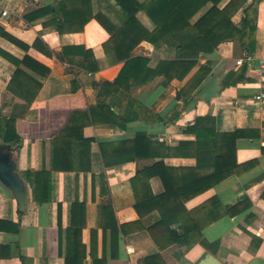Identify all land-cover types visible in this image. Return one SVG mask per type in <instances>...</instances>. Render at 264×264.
<instances>
[{
	"label": "crops",
	"instance_id": "obj_1",
	"mask_svg": "<svg viewBox=\"0 0 264 264\" xmlns=\"http://www.w3.org/2000/svg\"><path fill=\"white\" fill-rule=\"evenodd\" d=\"M134 1L142 4L146 0ZM247 5L255 21L252 37L223 42L212 53L200 56L182 81L173 79L163 85L160 76L146 83L126 79L114 85L124 62L104 47L111 32L124 25L126 14L118 0H0V29L17 41L0 36V50L9 57L0 55V121L15 118L18 133L27 136L37 131L45 136L73 116L77 125L84 123L83 137L93 140L84 155L90 165L87 172L54 171L49 137L22 140L13 152L27 199L25 209L19 211L13 193L0 181V264H65L66 233L76 200L84 205L85 228L80 239L70 240L79 255L85 247L83 264H93V247L98 259L105 256L106 264H142L144 258L157 254L165 264H179L174 257L178 250L184 258L193 259L202 248L225 264H264V108L253 100L259 90V59L264 55V0H246L232 18L235 24L245 17ZM2 11L7 15L2 16ZM135 19L132 35L154 30L143 11ZM130 46L128 42L126 47ZM131 55L148 58V68H155L161 60H173L176 50L143 40ZM202 65L208 66L209 74L187 101L178 99V92ZM17 69L23 75L18 77V86L15 80L13 86ZM32 80L41 88L28 102L24 96L32 95L36 85ZM198 117L208 118L207 127L217 133L242 132L235 143L240 172L211 190L218 199L220 217L208 224V216L198 214L197 219L206 225L201 239L181 249L173 245L160 251L147 231L159 214L153 211L139 218L131 180L137 171L156 162L194 168L191 151L179 154L176 149L195 143V135L187 129ZM138 135L144 136L142 144L130 145ZM100 144L122 147L101 150ZM79 160L77 150L71 161L77 164ZM41 171L50 173L48 181ZM210 172L205 168L200 174ZM150 186L154 193L162 191L159 179H151ZM44 197L49 199L42 202ZM206 198L192 201L189 207L196 209ZM103 209L107 211L104 236L100 227ZM121 225H126L124 233ZM112 231L119 233L115 252Z\"/></svg>",
	"mask_w": 264,
	"mask_h": 264
},
{
	"label": "trees",
	"instance_id": "obj_2",
	"mask_svg": "<svg viewBox=\"0 0 264 264\" xmlns=\"http://www.w3.org/2000/svg\"><path fill=\"white\" fill-rule=\"evenodd\" d=\"M118 1L126 14L124 25L123 28L111 32L109 42L104 47L106 52L112 51L117 60L124 62L114 85L120 84L126 79H134L137 82L141 80L146 83L148 80L160 76L164 78L163 85H167L173 79L182 81L198 63L200 56L212 53L223 42L243 41L245 38H251L255 33V21L249 17L248 11L251 5L243 8L245 17L242 18L239 25L232 21L233 16L244 6L246 0H227L223 6L220 4L224 0H146L142 4L134 0ZM208 5L210 7L195 22H192V19ZM138 11H143L154 24V30L151 33L144 31L131 34L130 27L137 24L135 14ZM97 21L102 22L105 27L108 26L100 18H97ZM246 27L248 28L247 32ZM0 36L17 43L13 37L1 29ZM143 40L156 46L162 43L173 47L176 50V57L173 60H161L155 68H148V58L131 55V50ZM128 42L131 43L130 47H126ZM112 45H118V47H110ZM22 48L28 49L25 45H22ZM114 48L115 50H113ZM0 55L9 58L1 50ZM209 72L208 66L202 65L187 81L183 89L178 92L177 98L187 101ZM22 75L23 72L17 69L14 72L11 85L14 86L15 80L18 86L20 80L18 77ZM26 80L28 79L26 78ZM32 83L36 84L32 95L29 98L23 95L28 102L35 98L41 88V84L37 81L32 80ZM19 94L21 93L19 92ZM73 118V116L69 117L63 127L55 132L46 133L45 136L41 132L38 134L37 131L31 132L27 136L18 133L15 118L0 121L1 151L14 161L13 152L21 146L22 140L49 137L53 140L54 171L87 172L90 170V165L84 162V155L85 151L90 150L93 140L83 137L84 123L77 125L73 122ZM207 119L198 117L188 127L187 130L195 135V143L181 144L176 149L180 151L179 154L188 149L191 151L190 154H193L196 159L194 168L168 167L163 162H156L137 171L136 176L131 180L135 198L134 209L139 218L153 211H157L159 214L158 220L147 228V231L160 251L173 245L181 249L201 239L202 231L206 225L197 219L198 214L204 213L208 216L210 219L208 224L220 217L217 212L219 202L216 196L210 194L211 190L216 184L240 172L241 167L236 160L235 143L243 135L242 132L217 133L214 128L207 127ZM92 122H95L94 114H92ZM116 124L120 126L119 123ZM143 141L144 136L138 135L129 144H139L140 146ZM107 146L122 147L121 144H100L101 150L106 149ZM77 150L80 160L79 163L73 164L72 156L75 151L77 153ZM102 155L106 159L104 151H102ZM205 168H210L211 172L203 176L200 171ZM40 173L45 179L50 177V173L45 171ZM151 179L160 180L161 192H153L150 186ZM36 180L39 182L37 178H35ZM138 184H140V188H138ZM203 196L207 198L196 209L189 207L192 201L203 198ZM48 199V197H44L41 201L46 202ZM103 210L100 227L104 236L107 229L105 223L107 211ZM84 211V205L76 200L72 205L71 226L66 233L65 264H83L85 260V247L82 246V252L79 255L76 245L70 240L74 236L80 239L82 235L85 228ZM229 213L234 214V212ZM110 217L113 224L116 223L113 213L110 214ZM125 229L126 225H121L122 233ZM118 237L119 233L112 231L111 249L114 252L118 247ZM200 244L203 247L207 246L203 240L200 241ZM93 249L91 250L93 264H106L105 256L98 259ZM142 264H165V262L161 255L157 254L144 258Z\"/></svg>",
	"mask_w": 264,
	"mask_h": 264
},
{
	"label": "water",
	"instance_id": "obj_3",
	"mask_svg": "<svg viewBox=\"0 0 264 264\" xmlns=\"http://www.w3.org/2000/svg\"><path fill=\"white\" fill-rule=\"evenodd\" d=\"M1 145V143H0ZM0 181L5 185L16 198L18 210H24L27 199L25 185L17 173V167L9 155H5L0 148ZM175 259L179 264H225L213 254L202 248L193 259L183 257V251L178 250Z\"/></svg>",
	"mask_w": 264,
	"mask_h": 264
},
{
	"label": "built area",
	"instance_id": "obj_4",
	"mask_svg": "<svg viewBox=\"0 0 264 264\" xmlns=\"http://www.w3.org/2000/svg\"><path fill=\"white\" fill-rule=\"evenodd\" d=\"M1 14L2 16H6L7 11H2ZM238 63H241V61H238ZM258 76H259V84H258L259 90L253 96V100L260 107L264 108V55L259 59ZM126 251L127 253H131V248L126 247Z\"/></svg>",
	"mask_w": 264,
	"mask_h": 264
}]
</instances>
